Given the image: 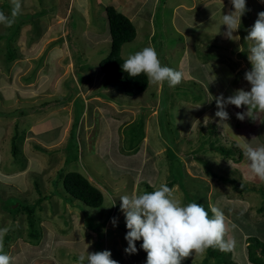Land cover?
I'll return each mask as SVG.
<instances>
[{"label": "rangeland", "instance_id": "obj_1", "mask_svg": "<svg viewBox=\"0 0 264 264\" xmlns=\"http://www.w3.org/2000/svg\"><path fill=\"white\" fill-rule=\"evenodd\" d=\"M222 3L221 8V0H157L150 9L136 10L141 15L132 19L143 18L140 25L135 24L134 40L122 45V57L153 47L162 65L181 71L183 79L174 88L166 82H149L144 92L133 97L117 86L106 87L111 77L98 68V60L110 50L105 8L98 0H71L70 4L66 0H19L14 23H0V228H8L3 251L11 257V264H76L86 249L109 250L118 264H144L142 241H136L137 253L124 252L127 229L119 197L151 192L169 181L173 197L184 204L191 198L209 209L220 207L225 215V238L236 241L231 251L222 252L226 263L214 258L204 261L205 250L194 252L182 264H251L246 258L247 237L264 239L261 196L256 191L239 193L207 174L196 159L209 161L217 175L247 182V186L264 183L250 171L244 155L234 162L207 147L197 151L208 134L232 148H239L240 136L254 146L264 144V113L256 120L246 117L241 121L235 114L245 109L228 105L229 126H222L215 116V100L207 102L210 94L227 97L238 88L250 87L244 79L249 61L238 56L243 50L242 32L247 35L257 14L264 11V0H246L248 11L241 20L246 18L233 33V40L224 35L225 25L215 34L221 13L232 10L230 0ZM13 9V0H0V13L12 18ZM211 11L207 25L211 33L191 29ZM37 18L40 27L32 24H37ZM13 33L9 47L6 39ZM246 41L249 49L251 44ZM8 47L14 52L11 60ZM77 52L90 64L88 71L78 68L83 76L89 74L86 85L79 81L71 56ZM69 92L71 97L65 103L41 107ZM76 97L82 99L84 108L75 127ZM22 107L27 114L15 113ZM207 117L209 123L205 124ZM140 118L143 136L135 152L129 148L128 132ZM212 130L214 134L209 133ZM162 132L172 136L171 142ZM14 135L17 160L11 151ZM68 143L75 150V160L69 162ZM168 149L180 163L177 177L171 171ZM71 170L82 173L102 192L101 206L64 200L62 179L56 177ZM113 200L115 205L110 206ZM25 208L33 210L31 219ZM29 219L38 233L34 238L29 235Z\"/></svg>", "mask_w": 264, "mask_h": 264}, {"label": "clouds", "instance_id": "obj_2", "mask_svg": "<svg viewBox=\"0 0 264 264\" xmlns=\"http://www.w3.org/2000/svg\"><path fill=\"white\" fill-rule=\"evenodd\" d=\"M230 3L232 10L227 14L221 13L215 34L219 33L220 25H225L224 35L233 39V33L240 28L241 17L248 8L246 0H230ZM13 4L12 18L0 13V23L5 26H11L19 13V0H13ZM245 39L251 44L247 54L251 67L244 73V79L250 87L247 90L238 88L227 97L222 94L213 97L210 94L207 99L209 103L215 100V116L219 118L218 123L222 126H229L227 121L230 117L226 111L228 105L245 109L235 114L241 121L246 117L256 120L260 113H264V11L257 14V19ZM121 68L130 77L143 74L148 82L161 85L166 82L170 88L176 87L183 79L181 71L162 65L153 47H145L129 54ZM212 81L213 79L210 80ZM199 106L200 104L196 107ZM209 119L205 124L209 123ZM240 137L237 146L243 152L250 171L264 181V144L254 146L249 140ZM119 200V209L124 214L127 229L124 236L127 247L124 252L137 253L136 241H142L140 248L146 252L144 264H182L194 252L203 253L210 247L231 251L236 245L234 238H225V215L220 207L210 206L209 215V211L200 203L184 204L175 199L166 184H161L151 192L122 195ZM112 205H115V200L110 206ZM111 222L115 226L117 219L113 217ZM7 233L8 228H0V264H11V257L3 251V239ZM76 264H118V261L111 258L109 250L88 252L86 249L78 256Z\"/></svg>", "mask_w": 264, "mask_h": 264}, {"label": "trees", "instance_id": "obj_3", "mask_svg": "<svg viewBox=\"0 0 264 264\" xmlns=\"http://www.w3.org/2000/svg\"><path fill=\"white\" fill-rule=\"evenodd\" d=\"M104 8H105V13H106L108 32L110 36V50H109V53L105 57L100 58L98 60L97 62L98 68L100 69L102 73L106 74L109 78L111 77V81L106 82V87L107 86H111V87L117 86L118 89L121 92H123L125 95L132 96V97L137 96L141 94L142 92H144L146 88L148 87L149 82L147 80V77L143 74L136 76V77H130L126 72L122 71V68H121V64L123 63L124 59H126V58H123L121 55L122 45L134 40L136 36L135 26L127 15L123 14L122 12L118 11L115 8L114 4L108 3L106 6H104ZM41 12L44 13V11H39V14H42ZM244 18L246 17L244 16ZM244 18L241 21H245ZM39 22L40 20L37 18V24H35L33 21H32V24L40 27ZM14 36L15 34L13 33L12 35L8 36L6 39L9 47H11V44L9 43L8 40ZM245 37H246L245 32H242L243 50H241L238 56L242 57L243 59L247 58V53H248V46H247V41ZM9 47L7 49L9 52L8 58L11 60L14 58V52H11L12 49ZM79 55L80 53L78 52L76 54L74 53L73 55H71L74 61V65L76 67L75 69L78 71V68H79L83 72L88 71L90 69L89 62L87 61V59L81 60ZM208 62H220V60H211V61L208 60ZM76 63L80 66L76 65ZM77 76H78L79 81H81V83L83 82L84 84L85 83L87 84L86 77H88L89 74L87 76H83V74L79 73L78 71ZM70 97H71V93L69 92L65 98L55 99L52 102L51 101L44 102L41 105V107L47 108L50 106H56V105L63 104ZM73 104H74L75 114L78 115L76 117V120H74L73 122V125H75L76 127L78 123V119H79V114L82 113L81 111L84 108V103L80 97H76L73 100ZM24 109L25 108L22 107L20 109L21 112L17 110L15 111V113H18V114L26 113L27 114L28 111L25 113L22 112ZM142 109H145V108H142ZM35 110L38 111V109H35ZM160 121L162 122V120ZM142 126H143V119L140 118L136 120L130 126V130L128 132L129 148L130 149L132 148L135 152L138 151L139 143L141 142V138L143 136ZM209 133L214 134L213 130L210 131ZM163 136L166 137L169 142H171L172 136H168L166 135V133H163ZM16 137H17L16 135L13 136L12 145H11L12 155L15 160H17V153H18L17 146L15 143ZM205 147H207L209 151H216L221 156H223V158L230 159L234 162L241 161L243 157V152L239 148H232L229 146L227 147L225 145H222L220 142L217 141L216 138H210V134L204 136V138L201 140V142L199 143L197 147V151ZM66 152H68V156H67L68 162L75 160V150L72 151V146L70 147L69 143L66 145ZM72 152H73V155H72ZM168 154L172 162L171 171L172 173L174 172L175 174L174 173L173 174L175 175V177H177V175L179 176L181 172L180 163L177 159L174 158L175 153L173 152L172 149H168ZM196 159L198 160L199 163L202 164L203 169L207 174H209L210 176L214 178L220 179L224 183H229L232 186V189L238 191L239 193L252 192V191H256L257 193H259L262 199V204L264 205V183L263 185L259 187L247 186L248 184L247 182H245L244 184L243 182H241L240 180H237L236 178H231V177L229 178V177H223V176L217 175L216 172H213V170L211 169V165L209 161L203 160L202 158H196ZM58 178L62 179V186H63V190L65 191V196L63 197L65 201H68L70 203L73 202V200L83 201L85 204H87L89 207H92V208H97L102 205L103 203L102 192L97 187H95L93 184H91V182L82 173L78 171H72V170L68 171L66 174L60 172V174H58L56 179ZM171 183L172 182L169 181V184H167L169 188H170ZM55 192L57 191L55 190ZM189 200L190 202H193L191 198H189ZM39 201L40 200H38L37 202L39 203ZM196 203H199V202H196ZM202 205L204 206V204ZM204 208L208 210L209 215H211L210 209L207 208L206 206H204ZM263 209H264V206L259 207V210H263ZM23 211H25L28 214L27 217H30L31 219V216L29 215L33 213V210L30 208H25V210L23 209ZM30 219L28 221V227H29L28 231H29V235L34 238L38 236V233H36L35 229L33 228V224ZM90 219H91L90 216L86 217L87 224L91 222ZM89 226L91 225L89 224ZM246 243H247L246 244L247 261L251 264H264V239L260 238L257 235H249L246 239ZM222 252L224 251H221L218 248L210 247L206 249V257L204 261L209 258H214L217 262L226 263L224 259L221 258V256L223 257ZM229 264H232V263L230 262Z\"/></svg>", "mask_w": 264, "mask_h": 264}, {"label": "crops", "instance_id": "obj_4", "mask_svg": "<svg viewBox=\"0 0 264 264\" xmlns=\"http://www.w3.org/2000/svg\"><path fill=\"white\" fill-rule=\"evenodd\" d=\"M67 1L70 4L71 0H66V2ZM102 1L101 0H98V3H100V6L101 7L104 8V6H106L108 3L114 4L115 8L118 11L122 12L123 14L127 15L131 19L132 23L135 26L136 22L139 23V25H140L141 24L140 19L143 18V17H139V19L137 21H134L132 19V17L134 15H136V14L141 15L140 12L139 13H135L136 10L139 9V8H141V7H144L146 9H150V8L154 7V5H155V3H156L157 0H109L107 3H103V4H102ZM213 2L214 1H212V4H213ZM62 4H63V6H65V3L64 2H62ZM215 11H217V10H215ZM211 13H212V11L209 12V13H207L203 18H199L198 19L199 21H197L195 24H193V26L191 25V29L194 30V28H197V29H202L203 31H205L204 33H211V32L208 31L209 30L208 29L209 26H207L208 25V20L210 19V15H212ZM222 26L223 25H220V31L223 30V27ZM135 29L137 31V28L136 27H135ZM214 29H215V31L218 30L217 27H214ZM153 30L154 29H151V35H153L154 32H155V30H154V32H152Z\"/></svg>", "mask_w": 264, "mask_h": 264}]
</instances>
